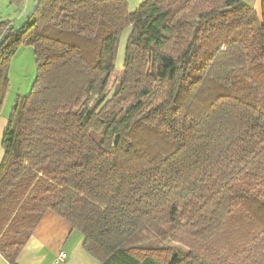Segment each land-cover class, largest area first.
<instances>
[{"label": "trees", "instance_id": "1", "mask_svg": "<svg viewBox=\"0 0 264 264\" xmlns=\"http://www.w3.org/2000/svg\"><path fill=\"white\" fill-rule=\"evenodd\" d=\"M24 43L2 256L18 264L53 211L100 264H264V0H37L19 31L0 22V118Z\"/></svg>", "mask_w": 264, "mask_h": 264}, {"label": "crops", "instance_id": "2", "mask_svg": "<svg viewBox=\"0 0 264 264\" xmlns=\"http://www.w3.org/2000/svg\"><path fill=\"white\" fill-rule=\"evenodd\" d=\"M144 0H127L129 9L136 10ZM263 0H252L254 9L261 14ZM10 114L2 112L0 118V163L4 157L3 135ZM84 236L61 216L47 211L31 238L18 257V264H100L84 246ZM61 252L66 254L63 261H57ZM0 264H11L0 254Z\"/></svg>", "mask_w": 264, "mask_h": 264}, {"label": "rangeland", "instance_id": "3", "mask_svg": "<svg viewBox=\"0 0 264 264\" xmlns=\"http://www.w3.org/2000/svg\"><path fill=\"white\" fill-rule=\"evenodd\" d=\"M37 0H23L21 4L13 0H0V22H9L19 31L26 23L27 17L33 11ZM130 29L121 35L120 46L116 60V70L111 76L112 87L123 72L125 49ZM37 77V64L34 48L26 43L22 44L9 66V87L5 95L2 112L11 113L13 105L19 96L28 95Z\"/></svg>", "mask_w": 264, "mask_h": 264}, {"label": "built area", "instance_id": "4", "mask_svg": "<svg viewBox=\"0 0 264 264\" xmlns=\"http://www.w3.org/2000/svg\"><path fill=\"white\" fill-rule=\"evenodd\" d=\"M66 257V254L64 252H61L57 258V261H63Z\"/></svg>", "mask_w": 264, "mask_h": 264}]
</instances>
